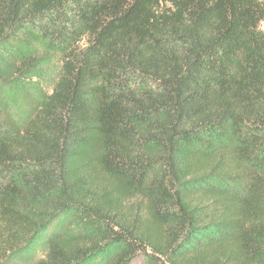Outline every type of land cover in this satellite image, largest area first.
Returning <instances> with one entry per match:
<instances>
[{
    "label": "trees",
    "instance_id": "obj_1",
    "mask_svg": "<svg viewBox=\"0 0 264 264\" xmlns=\"http://www.w3.org/2000/svg\"><path fill=\"white\" fill-rule=\"evenodd\" d=\"M263 22L0 0V264H264Z\"/></svg>",
    "mask_w": 264,
    "mask_h": 264
},
{
    "label": "rangeland",
    "instance_id": "obj_2",
    "mask_svg": "<svg viewBox=\"0 0 264 264\" xmlns=\"http://www.w3.org/2000/svg\"><path fill=\"white\" fill-rule=\"evenodd\" d=\"M262 27H263V29H264V22L262 23ZM32 250H33V249H32ZM34 251H37V250L35 249ZM34 251H33V252H34ZM33 252L30 254V256H31V255L34 256L35 252H34V253H33ZM41 252H42V249H41L40 251H37L36 253H38V254L40 255ZM33 256H32V257H33ZM21 261H22V260H21ZM21 261L19 260V262H15V263H16V264H20ZM133 264H143V259H142V258H139V259L135 260V261L133 262Z\"/></svg>",
    "mask_w": 264,
    "mask_h": 264
}]
</instances>
